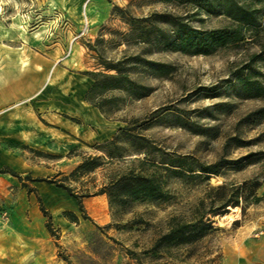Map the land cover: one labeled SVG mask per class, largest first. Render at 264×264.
Segmentation results:
<instances>
[{"label": "rangeland", "instance_id": "obj_1", "mask_svg": "<svg viewBox=\"0 0 264 264\" xmlns=\"http://www.w3.org/2000/svg\"><path fill=\"white\" fill-rule=\"evenodd\" d=\"M252 5L258 23L242 40L190 54L154 42L168 15L202 29L229 26L230 17L177 0H0V169L19 175L0 172V264H264V117L242 119L264 95L247 96L239 79L264 84V3ZM115 62L146 94L112 88L86 99L87 73L114 72L105 65ZM90 107L106 124L88 122ZM55 111L90 132L126 127L149 151L121 133L111 143L115 132L105 140L65 132L49 120ZM175 155L193 170L161 166ZM87 156L98 165L75 171ZM129 167L156 169L168 198L111 204L100 188ZM198 213L212 230L158 241L172 219Z\"/></svg>", "mask_w": 264, "mask_h": 264}, {"label": "trees", "instance_id": "obj_2", "mask_svg": "<svg viewBox=\"0 0 264 264\" xmlns=\"http://www.w3.org/2000/svg\"><path fill=\"white\" fill-rule=\"evenodd\" d=\"M182 2H192L196 4L199 8L204 9L207 12L221 11L233 21V24L229 26L216 27L211 29H202L198 27H193L187 22L183 21L180 16L168 15L169 19L164 20L168 23L169 28L160 29L158 34L154 37V42L160 44L165 49L179 50L182 52L190 54H208L213 52L217 47L224 46L230 43L240 41L244 38V29L247 26H255L258 21L259 7L252 4L254 3H264V0H177ZM145 19H142V21ZM139 37L142 40H149L148 34H150V28L148 25L139 26ZM255 56V55H254ZM149 64H156L155 61L146 60ZM120 62L109 63L105 65L109 69H113L114 72L105 71H89L87 74L91 75L92 81L85 92V98L90 99L97 93H100L107 89L121 88L127 90L130 94L136 97H140L146 94L144 90L147 87L141 83H137L135 80L131 79L120 67ZM241 81V86L245 91L247 96H261L264 95V84H262L258 79L249 78L246 75L239 77ZM98 106L97 103H93ZM257 117H264V105H261L254 110L243 116L242 119H255ZM121 133L125 136H131V140H137L142 143V149L149 151L148 139L140 134L132 133L126 127H120L115 135L108 140V142L115 143L116 138ZM110 157L117 156L112 151L108 152ZM169 154V153H164ZM139 163L145 162L144 160H139ZM165 163L164 168L172 172L177 171V168H181L186 160V156H172L168 159H163L160 161ZM189 167L185 169L192 171L190 169V163H187ZM98 165L95 156L83 157L81 162L76 166L75 171H85L90 170ZM159 165V164H158ZM187 165V166H188ZM198 170L202 172H212L217 173V170L213 167L214 165H198ZM143 169H135L134 167H129L125 171L118 173L116 175L110 176L108 181L102 185L100 188L101 193H106L109 202L123 204L128 200L137 199H160L166 200L168 198L167 190L163 186L162 175L157 170L153 171H142ZM180 170V169H178ZM10 172L12 175H17L11 169H0V172ZM32 180H44V178H33ZM52 182L51 180H47ZM57 186L65 188L70 192V188L63 183H56ZM221 195V193H219ZM231 201V197H228L220 203H218L217 208L226 206ZM78 208L83 211V205L79 198H77ZM227 208H230L228 205ZM40 209L45 216H47L46 226L50 230V220L47 209L40 204ZM213 209H210L212 211ZM212 230L211 225L203 219V214L198 213L190 221H181L177 219H172V223L168 230L162 233L158 237V241L171 242V243H181L184 241H189L197 239L202 236L205 232ZM157 241V242H158Z\"/></svg>", "mask_w": 264, "mask_h": 264}, {"label": "crops", "instance_id": "obj_3", "mask_svg": "<svg viewBox=\"0 0 264 264\" xmlns=\"http://www.w3.org/2000/svg\"><path fill=\"white\" fill-rule=\"evenodd\" d=\"M79 99H81V102H82V98H79ZM3 105H4V101H3V98L0 96V115L1 116L3 113ZM88 111L90 114L94 116L92 120L88 119L89 120L88 122H91V123L94 122L97 125L106 124L105 123L106 121H104L103 117L99 114L98 110H96L94 107L88 108ZM49 114H50L49 120H51V122H53L55 125L64 129L65 132H69L73 135L81 136V137H83L85 133L87 134L90 133L89 135L90 140H105V139L110 138L115 132V127H110V125H103L102 128L97 127L94 130V132H90L88 131V129L85 130V127L81 123L63 116L60 111H55Z\"/></svg>", "mask_w": 264, "mask_h": 264}]
</instances>
